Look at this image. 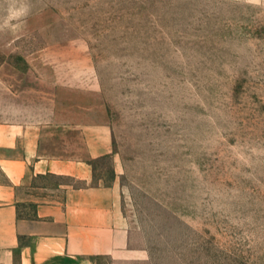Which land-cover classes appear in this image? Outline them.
Segmentation results:
<instances>
[{"label": "rangeland", "instance_id": "obj_1", "mask_svg": "<svg viewBox=\"0 0 264 264\" xmlns=\"http://www.w3.org/2000/svg\"><path fill=\"white\" fill-rule=\"evenodd\" d=\"M55 82L96 94L148 264H264V6L0 0L4 99Z\"/></svg>", "mask_w": 264, "mask_h": 264}, {"label": "crops", "instance_id": "obj_2", "mask_svg": "<svg viewBox=\"0 0 264 264\" xmlns=\"http://www.w3.org/2000/svg\"><path fill=\"white\" fill-rule=\"evenodd\" d=\"M54 87L53 99L8 90L5 100L0 84V264H148L96 94ZM104 159L113 163L111 183L96 179L94 163Z\"/></svg>", "mask_w": 264, "mask_h": 264}, {"label": "clouds", "instance_id": "obj_3", "mask_svg": "<svg viewBox=\"0 0 264 264\" xmlns=\"http://www.w3.org/2000/svg\"><path fill=\"white\" fill-rule=\"evenodd\" d=\"M245 2L253 6H264V0H245ZM22 14L23 13L18 10L10 9L8 19L9 21L18 19L21 17Z\"/></svg>", "mask_w": 264, "mask_h": 264}]
</instances>
